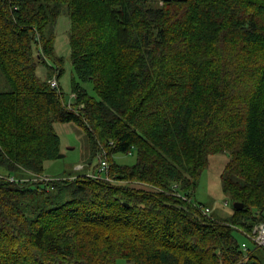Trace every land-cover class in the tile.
Masks as SVG:
<instances>
[{"label":"trees","instance_id":"16d2710c","mask_svg":"<svg viewBox=\"0 0 264 264\" xmlns=\"http://www.w3.org/2000/svg\"><path fill=\"white\" fill-rule=\"evenodd\" d=\"M161 1L0 0V167L16 177L0 175V264H263L238 235L264 221V0ZM64 5L71 103L50 83ZM56 121L86 130L105 178L99 163L33 181L61 151ZM224 152L219 218L193 196Z\"/></svg>","mask_w":264,"mask_h":264},{"label":"rangeland","instance_id":"374dc122","mask_svg":"<svg viewBox=\"0 0 264 264\" xmlns=\"http://www.w3.org/2000/svg\"><path fill=\"white\" fill-rule=\"evenodd\" d=\"M151 3L155 5H162L161 0H152ZM67 6H63L62 11L57 19L55 27L53 29V54L55 63L53 64L56 69L54 70V76L58 84L60 82L61 89L64 92V96L67 102H73V94L71 91L72 77L74 75V67L71 58V45H70V30L72 26L71 18ZM63 73L61 74V69ZM39 74L45 78L46 69L41 65L38 70ZM51 79V80H52ZM84 86L88 89L92 96H97L94 89L93 83L88 81L84 83ZM0 89H8V84L5 79L0 75ZM56 132L61 138V151L64 157L50 160L45 163L44 173L41 175L34 174L33 181H51L57 177L73 176L78 173L84 172L85 170H93L98 168L100 158L98 156L91 157V141L86 130L83 127L76 125L73 122H58L54 123ZM59 153V154H60ZM101 158H105V154L99 155ZM116 162L123 165H134L137 162V151L134 150L132 153H116L113 155ZM230 160V154L228 152L215 153L210 155L209 164L206 169L202 172L201 178L198 183L195 195L193 196L198 202H202L212 209V214L215 217L227 218L233 213V202L229 196L223 191L222 186V173L227 162ZM92 163L90 166L89 163ZM88 166V167H87ZM96 167V168H95ZM87 170V171H88ZM90 170L89 173L92 171ZM85 171V172H87ZM10 171L5 167H0V175L6 177L9 180H15L16 177L10 175ZM92 174V173H91ZM26 176V175H25ZM118 184H128L130 187L144 189L148 191H158L154 186L141 183L132 182L126 183L124 181L118 182ZM227 202V203H226ZM254 230V229H253ZM253 231L250 233L252 234ZM239 241H248L245 235H238ZM255 254L261 258L264 264V248H259ZM116 264H129L126 259L118 258Z\"/></svg>","mask_w":264,"mask_h":264},{"label":"built area","instance_id":"2783aa9c","mask_svg":"<svg viewBox=\"0 0 264 264\" xmlns=\"http://www.w3.org/2000/svg\"><path fill=\"white\" fill-rule=\"evenodd\" d=\"M50 83L53 88L58 87V81L56 78L50 80ZM105 154V153H104ZM100 157V167L98 171L90 174L94 178H105V173L108 169V161ZM227 203V202H226ZM202 210L204 213L209 214L211 213L212 209L209 206H202ZM247 237L250 239L252 244L257 247L264 248V221L260 222L254 227L252 234H247ZM243 250L247 251L249 249V245L247 242L242 243Z\"/></svg>","mask_w":264,"mask_h":264},{"label":"water","instance_id":"95a60500","mask_svg":"<svg viewBox=\"0 0 264 264\" xmlns=\"http://www.w3.org/2000/svg\"><path fill=\"white\" fill-rule=\"evenodd\" d=\"M64 157V154L60 153L58 154V158H62ZM234 207L238 210H241L243 207H244V203H241V202H235L234 203Z\"/></svg>","mask_w":264,"mask_h":264}]
</instances>
